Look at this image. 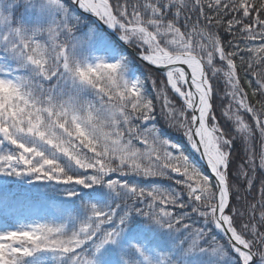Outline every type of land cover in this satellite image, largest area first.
<instances>
[{
  "label": "snow or ice",
  "instance_id": "obj_1",
  "mask_svg": "<svg viewBox=\"0 0 264 264\" xmlns=\"http://www.w3.org/2000/svg\"><path fill=\"white\" fill-rule=\"evenodd\" d=\"M0 264H264V0H0Z\"/></svg>",
  "mask_w": 264,
  "mask_h": 264
},
{
  "label": "trees",
  "instance_id": "obj_2",
  "mask_svg": "<svg viewBox=\"0 0 264 264\" xmlns=\"http://www.w3.org/2000/svg\"><path fill=\"white\" fill-rule=\"evenodd\" d=\"M217 103H219V101H217ZM171 135H172L173 137H175V136H176V134H175V133H172Z\"/></svg>",
  "mask_w": 264,
  "mask_h": 264
}]
</instances>
